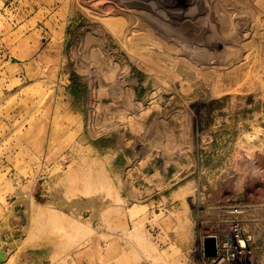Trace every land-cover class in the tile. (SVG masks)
I'll return each instance as SVG.
<instances>
[{"label": "rangeland", "instance_id": "rangeland-1", "mask_svg": "<svg viewBox=\"0 0 264 264\" xmlns=\"http://www.w3.org/2000/svg\"><path fill=\"white\" fill-rule=\"evenodd\" d=\"M202 1L0 0V264L58 248L60 264H205L199 233L216 230L202 226L206 207L217 230L236 206L262 230L250 215L264 221V0L238 11L237 0ZM222 10L239 16V35L223 32ZM118 77L131 93L134 80L144 85L124 125L196 87L213 97L187 101L197 110L187 173L132 213L110 175L85 162L97 155L90 145L118 144L99 137L114 122Z\"/></svg>", "mask_w": 264, "mask_h": 264}, {"label": "crops", "instance_id": "crops-1", "mask_svg": "<svg viewBox=\"0 0 264 264\" xmlns=\"http://www.w3.org/2000/svg\"><path fill=\"white\" fill-rule=\"evenodd\" d=\"M205 1L211 5V0H204L202 1L203 4H206ZM236 3H242L238 4L237 11L244 9V0H237ZM239 5H241V7H239ZM226 12L227 14L222 10L219 16L223 32L227 35L234 33L239 35L237 31L239 16L237 19L234 18V15L230 14L229 10ZM207 17L208 15L205 17L202 16V20ZM67 22L70 23L69 16ZM226 25L230 26L231 30H227ZM157 34H166V32H161L160 30ZM156 84H158V82H156ZM200 84L202 87L207 86L205 82H200ZM140 85L141 82L139 80H134L131 85L134 91L131 93L130 87L127 86V78L122 80L121 77H118L114 81L111 79L109 83L110 97L114 101L109 107V117L110 120L114 122L109 123L107 128L99 133V137L109 140H114L116 137V139H118V144H109V146L105 148H100L98 145L92 146L86 144V142H82V147H84V145H90L89 147L97 154L93 157H87L85 162L92 163L94 169H100L110 175V178L113 180L114 185L120 193V199L122 201L120 206H124L125 210H131V213L136 207L141 208L152 202L150 193L153 192L154 187H157V185L162 186L167 183L171 184L173 179L177 177V174L180 176L184 171L187 173L189 168L186 166V161L190 160L192 151L195 150L194 131L197 112V110L195 111V109L189 106L187 101H207L213 98L212 95L207 92V89H205V94L199 95L196 91V87L195 93H190V97L187 100L184 98L181 100L176 98L175 101L172 102L171 107L158 109L153 119L147 121L144 119L137 120L140 118H133L132 125H124L121 121L127 116L128 109H130L132 104H135L137 99H140L139 96L144 88L143 84ZM102 90L104 89L102 88ZM102 94H105V92H102ZM191 96H194V99ZM129 128H133V134L131 135H128ZM80 132H82V135L83 133L85 134V132L91 133L94 131L83 128L78 131V134H80ZM96 133L95 131L94 134ZM261 157L264 158V155H261ZM77 160V162L80 163V158ZM171 175H173L174 178H171ZM181 192V194H185V192ZM178 194H176V196ZM171 200L173 205L176 203L175 206L179 207V212L184 211L182 200H177L175 194ZM82 201L85 203V201H88V198L82 197ZM144 201H146V203H144ZM134 202H141L143 204L134 207L133 205H137L136 203L133 204ZM211 209L212 207H206V209L202 211V215L200 216L201 219H203L202 226H211L216 230H214L213 233L200 232L199 234L204 237L214 234L219 225L216 224L217 222L210 221ZM246 212L247 210H245L241 216L243 226L246 231L255 235L253 248L256 255H258L257 257H259V264H264V221L256 214L250 215L254 220L259 219V223H257L256 226L261 227L262 230L257 231L254 227H250L244 223ZM82 214H84V211H82ZM220 215H222V213ZM214 218H216V216ZM222 218L229 220L232 217L228 210H224V216ZM191 240L190 243L193 245L194 239L191 238ZM58 250H61V248L55 251L50 250V253L43 256V258L32 255L27 259L26 264L31 260L40 261L41 264H53L52 260L54 257L56 259L54 264H60L62 260V256L60 255H62V253H57ZM188 256L187 259L189 260L188 262H190L191 251ZM203 260L205 264H208L210 259L203 257ZM10 261L9 259L6 264H9Z\"/></svg>", "mask_w": 264, "mask_h": 264}, {"label": "built area", "instance_id": "built-area-1", "mask_svg": "<svg viewBox=\"0 0 264 264\" xmlns=\"http://www.w3.org/2000/svg\"><path fill=\"white\" fill-rule=\"evenodd\" d=\"M245 209L239 206L230 209L231 219L228 230L218 229L209 235L216 238V255L208 258V264H259L253 248L255 235L245 230L241 216ZM208 237V236H207ZM206 237L201 236L198 250L204 258L203 242Z\"/></svg>", "mask_w": 264, "mask_h": 264}, {"label": "water", "instance_id": "water-1", "mask_svg": "<svg viewBox=\"0 0 264 264\" xmlns=\"http://www.w3.org/2000/svg\"><path fill=\"white\" fill-rule=\"evenodd\" d=\"M204 256L206 258H213L216 255V238L213 236H208L204 239ZM27 264H41L40 261L31 260Z\"/></svg>", "mask_w": 264, "mask_h": 264}, {"label": "bare ground", "instance_id": "bare-ground-1", "mask_svg": "<svg viewBox=\"0 0 264 264\" xmlns=\"http://www.w3.org/2000/svg\"><path fill=\"white\" fill-rule=\"evenodd\" d=\"M130 9V8H129ZM132 10V9H131ZM221 12V11H220ZM264 23V22H263ZM169 36V35H168ZM158 39V38H157ZM9 260V258H5V262L4 263H6L7 261Z\"/></svg>", "mask_w": 264, "mask_h": 264}]
</instances>
